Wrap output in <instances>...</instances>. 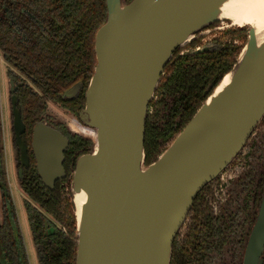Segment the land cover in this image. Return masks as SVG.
Returning a JSON list of instances; mask_svg holds the SVG:
<instances>
[{"label":"water","instance_id":"water-1","mask_svg":"<svg viewBox=\"0 0 264 264\" xmlns=\"http://www.w3.org/2000/svg\"><path fill=\"white\" fill-rule=\"evenodd\" d=\"M227 1L106 0V21L95 37L96 67L79 115L94 145L77 160L72 181L76 264H170L197 195L235 161L264 118V43L258 45L247 26V44L233 69L158 160L145 165L148 107L162 75L190 38L222 22ZM227 75L230 84L215 94ZM8 85L11 130L26 161L17 89L13 81ZM68 147L60 132L36 126L33 150L47 188L65 179ZM82 192L87 199L78 218L74 197ZM262 235L264 198L244 264L261 263Z\"/></svg>","mask_w":264,"mask_h":264},{"label":"trees","instance_id":"trees-1","mask_svg":"<svg viewBox=\"0 0 264 264\" xmlns=\"http://www.w3.org/2000/svg\"><path fill=\"white\" fill-rule=\"evenodd\" d=\"M125 1L128 3L132 0ZM106 17V0H0V52L7 63L25 76L36 89L30 88L21 77L11 76L17 88L18 108L27 127L32 129L35 122L47 118L48 101L79 116L85 107L84 96L96 67L95 36ZM229 37V42L239 39L235 33ZM242 50V47L233 50L232 63L223 67L202 103L197 104L196 95L190 93L185 98H175L172 104L164 100L162 108L158 104L160 108L155 110L153 117L148 114L146 166L156 162L165 152L164 146L171 145L183 131L219 85L223 75L233 69ZM79 83L81 90L78 96L73 100L64 99V94ZM161 83L155 96L164 92ZM56 124L71 141L65 163L69 175L74 171L79 157L92 153L94 143L72 134L64 124ZM62 183H58L54 191H48L36 176V184L33 179L30 180L33 188L26 189L31 200L39 207L38 210L27 205L26 211L31 233L41 254V264H62V261L71 264L76 259L78 238L75 206L71 201L73 195L71 199L63 196ZM0 201V264H30L10 192L1 112ZM200 213L203 215L202 211ZM203 227L198 212L192 218L185 240L181 244L174 242L170 264L206 263L202 251L205 241ZM52 246L58 248L56 254L51 253Z\"/></svg>","mask_w":264,"mask_h":264},{"label":"flooded vegetation","instance_id":"flooded-vegetation-1","mask_svg":"<svg viewBox=\"0 0 264 264\" xmlns=\"http://www.w3.org/2000/svg\"><path fill=\"white\" fill-rule=\"evenodd\" d=\"M216 25L217 24H214L208 27V29L200 32L194 37L191 43L186 44L174 53L171 62L166 67L161 78V84L163 86L164 92H161L159 96H154L152 100L153 103H150L151 105L148 107V114L151 117L154 116L155 110L160 108L158 107V104H161L162 108L164 105V100L167 103L172 104L175 98H185L188 94L192 93L196 95L194 96L197 98L196 103H202L203 98L212 88L223 67L229 63H232L234 59V57L231 58L233 50H236L237 47H241L238 41L242 40L243 43L244 40L247 39L248 32L245 29L232 26H229L230 28H227L226 30L219 28L220 30L224 31L220 32V34L223 33L222 37H215L213 40H211L212 33L213 30H215ZM233 33L238 35L239 39L229 42V36ZM0 54L2 55L1 52ZM2 58L5 65L7 66V77L10 78L11 81H13L11 78L12 75L21 77L22 80L28 83L30 88L36 90L34 85L28 81L25 76L20 74L7 63L3 55ZM72 88H70L68 91H70ZM80 90L81 84L78 93L71 99L67 100L75 99L78 96ZM15 96L18 99L17 90L15 92ZM50 103L60 107L65 112L72 115L59 104L48 101L46 105L47 118H43L42 122H35L32 129L24 124L25 132L21 135V139L24 142L26 148V161H24L22 157V150L16 142V136L13 130V136L11 134V143L14 150V167L16 175L18 176V188L26 197L24 202L25 209L28 205L39 210L38 204L31 200L28 195L29 193L26 191V189L33 188V186H30L31 179H33L34 184H36V176L39 177L41 183L43 184L37 170V160L33 150L34 132L36 126L39 124L53 128L54 130L60 132L69 141V147L65 152V162L63 165L66 174L65 179L56 182L52 189L47 188L44 184L43 186L48 191H54L56 185L63 182L61 184V187L64 189L63 196L66 199H71L72 197L70 196L73 195L72 181L76 170L77 161L75 163L74 171L68 175L65 169V163L67 161V154L71 149V141L65 135V133L61 131V129L57 128L56 123H62L57 122L53 116L49 115L48 106ZM18 107L19 101L17 104V109L19 110L22 117V113ZM74 117L79 121V116ZM175 139L176 138H174V140ZM169 145L170 144H166L164 148L167 149ZM263 198L264 118L257 125L249 137L246 146L235 159V161H233L220 176L205 186L197 195L194 201L195 204L193 203L194 207L192 206L187 220L178 233L175 241L181 244L185 240L190 231L192 218L194 215H198L199 212L202 224L204 225L202 231L204 234L202 236L204 237L205 241L202 243V251L206 258L205 264H244L249 241L256 227ZM71 201L73 202V198ZM200 211L203 212V215L200 213ZM62 229L65 232L63 227ZM32 237L38 255V262L41 264V254L38 251L33 234ZM263 237L264 235H262L261 239ZM52 248L53 250H51V253L56 254L58 248L56 246H52ZM259 260L261 263L258 264H264V242L263 250ZM62 264L68 263L62 261ZM71 264H76V259L75 262H72Z\"/></svg>","mask_w":264,"mask_h":264},{"label":"rangeland","instance_id":"rangeland-1","mask_svg":"<svg viewBox=\"0 0 264 264\" xmlns=\"http://www.w3.org/2000/svg\"><path fill=\"white\" fill-rule=\"evenodd\" d=\"M230 25L231 24L229 21H224V20L218 23L216 25L215 30H213L211 40H213L215 37L216 38L222 37L223 33L220 34V32H224V31L220 29L226 30L227 28H230L229 27ZM236 28H240V27H236ZM242 29H245V28H242ZM247 40H248V36H247V39H245L243 43H242V40L238 41L239 45L242 48H244L245 45L247 44ZM3 62L4 61H3L2 55L0 54V81L2 84L1 88L3 89V91L0 92V112L2 116L3 134H4L5 165H6V169L8 173V180L10 184L11 196H12V199L15 205L16 214H17L18 222L20 225L21 233H22V238H23L25 248L28 254L29 263L39 264L38 255L35 249L33 237H32L31 230H30L27 212L24 206L26 197L21 192V190L18 188L19 187L18 186V176L16 175L15 167H14V150H13L12 143H11L12 142L11 134L13 136L11 125H12L13 120H12V117L10 118V115H11L10 114L11 113L10 102H9L10 86L9 85L7 86V83H6V78H5L6 65ZM8 79L10 83L11 80L10 78ZM48 113L50 116H53L57 120V122L65 124L72 134L84 137L89 140L92 139L91 136H93V133H87V134L82 135L80 133V129L81 127L82 128H86V127L82 125L78 121L77 118L68 114L67 112L62 110L60 107L50 103L48 106ZM1 222H2V217H1V201H0V223Z\"/></svg>","mask_w":264,"mask_h":264},{"label":"bare ground","instance_id":"bare-ground-1","mask_svg":"<svg viewBox=\"0 0 264 264\" xmlns=\"http://www.w3.org/2000/svg\"><path fill=\"white\" fill-rule=\"evenodd\" d=\"M220 13V20L229 21L232 27H252L256 32L258 45L264 43V0H228L222 5ZM192 40L193 37L189 39V41ZM231 77L232 75H227L224 78L215 94L220 93L230 84ZM80 133L87 134L92 131L81 127ZM86 199L84 192L74 197L78 218H80L81 207L85 204Z\"/></svg>","mask_w":264,"mask_h":264},{"label":"crops","instance_id":"crops-1","mask_svg":"<svg viewBox=\"0 0 264 264\" xmlns=\"http://www.w3.org/2000/svg\"><path fill=\"white\" fill-rule=\"evenodd\" d=\"M4 63V62H3ZM5 64V63H4ZM5 78H6V83H7V86H8V84H9V79H8V77H7V66H6V69H5ZM1 86H2V84H1V81H0V92H2L3 91V89L1 88Z\"/></svg>","mask_w":264,"mask_h":264}]
</instances>
